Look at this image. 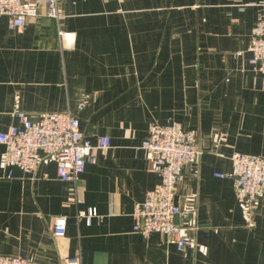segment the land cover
<instances>
[{
    "label": "crops",
    "instance_id": "0c3cea01",
    "mask_svg": "<svg viewBox=\"0 0 264 264\" xmlns=\"http://www.w3.org/2000/svg\"><path fill=\"white\" fill-rule=\"evenodd\" d=\"M60 19L10 30L0 17V134L70 112L96 146L77 185L57 163L33 173L4 165L0 255L32 264H264V199L234 191V153L264 157V75L249 52L264 0H65ZM199 134L203 155L176 188L192 219L180 251L134 232L133 214L160 184L141 146L152 125ZM222 176V178H221ZM95 210L97 217H85ZM63 218L67 232L54 236Z\"/></svg>",
    "mask_w": 264,
    "mask_h": 264
},
{
    "label": "built area",
    "instance_id": "2783aa9c",
    "mask_svg": "<svg viewBox=\"0 0 264 264\" xmlns=\"http://www.w3.org/2000/svg\"><path fill=\"white\" fill-rule=\"evenodd\" d=\"M65 0H0V17L9 19L10 30L23 29L28 20L44 15L58 21L59 5ZM249 52L254 71L264 75V19L252 34ZM21 127H12L0 134V144L5 146L4 165L33 174L41 165L56 162L61 182L77 185L95 151L106 153L112 149L109 138H99L94 146L81 131V122L70 112L42 114L33 122L26 113L16 114ZM199 134L182 126L152 125L141 150L152 170L159 175L160 184L146 194L144 202L136 206L133 214L134 232L145 238L159 235L168 245L180 251L190 246L186 229L192 216L176 205V188L186 167L196 164L203 152ZM234 170V191L239 201L252 208L264 199V157L234 153L231 157ZM222 178V176H221ZM88 220L97 217L89 210ZM54 236L62 238L67 232V222L59 218L54 223ZM0 264H32L17 256L0 255ZM67 264H81L72 258Z\"/></svg>",
    "mask_w": 264,
    "mask_h": 264
},
{
    "label": "rangeland",
    "instance_id": "374dc122",
    "mask_svg": "<svg viewBox=\"0 0 264 264\" xmlns=\"http://www.w3.org/2000/svg\"><path fill=\"white\" fill-rule=\"evenodd\" d=\"M181 209H183V210H184V209H185V205H184V207H183V208H181Z\"/></svg>",
    "mask_w": 264,
    "mask_h": 264
},
{
    "label": "water",
    "instance_id": "95a60500",
    "mask_svg": "<svg viewBox=\"0 0 264 264\" xmlns=\"http://www.w3.org/2000/svg\"><path fill=\"white\" fill-rule=\"evenodd\" d=\"M176 205H178V203H177V199H176Z\"/></svg>",
    "mask_w": 264,
    "mask_h": 264
}]
</instances>
